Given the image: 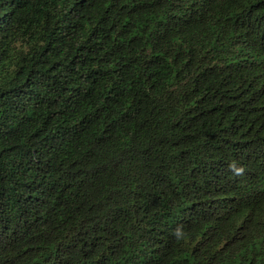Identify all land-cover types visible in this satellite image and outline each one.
Instances as JSON below:
<instances>
[{
    "label": "trees",
    "instance_id": "16d2710c",
    "mask_svg": "<svg viewBox=\"0 0 264 264\" xmlns=\"http://www.w3.org/2000/svg\"><path fill=\"white\" fill-rule=\"evenodd\" d=\"M0 264H264V0H0Z\"/></svg>",
    "mask_w": 264,
    "mask_h": 264
},
{
    "label": "clouds",
    "instance_id": "9594fccd",
    "mask_svg": "<svg viewBox=\"0 0 264 264\" xmlns=\"http://www.w3.org/2000/svg\"><path fill=\"white\" fill-rule=\"evenodd\" d=\"M230 170L236 174V175H241L244 172V168L242 166L238 167L235 162L229 165Z\"/></svg>",
    "mask_w": 264,
    "mask_h": 264
}]
</instances>
